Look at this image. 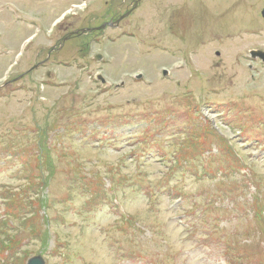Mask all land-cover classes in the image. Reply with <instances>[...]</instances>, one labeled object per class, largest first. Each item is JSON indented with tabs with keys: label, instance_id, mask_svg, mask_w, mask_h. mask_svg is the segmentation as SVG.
I'll return each instance as SVG.
<instances>
[{
	"label": "rangeland",
	"instance_id": "obj_1",
	"mask_svg": "<svg viewBox=\"0 0 264 264\" xmlns=\"http://www.w3.org/2000/svg\"><path fill=\"white\" fill-rule=\"evenodd\" d=\"M133 7L0 0V264H264V0Z\"/></svg>",
	"mask_w": 264,
	"mask_h": 264
},
{
	"label": "water",
	"instance_id": "obj_2",
	"mask_svg": "<svg viewBox=\"0 0 264 264\" xmlns=\"http://www.w3.org/2000/svg\"><path fill=\"white\" fill-rule=\"evenodd\" d=\"M262 17L264 18V10L262 11ZM252 57L254 59L261 58L264 61V55H261L259 53H256V54L253 53ZM101 58H102L101 56H97L96 60L99 61V60H101ZM27 264H45V261L43 260L42 257L39 256V257H34V258L30 259Z\"/></svg>",
	"mask_w": 264,
	"mask_h": 264
},
{
	"label": "flooded vegetation",
	"instance_id": "obj_3",
	"mask_svg": "<svg viewBox=\"0 0 264 264\" xmlns=\"http://www.w3.org/2000/svg\"><path fill=\"white\" fill-rule=\"evenodd\" d=\"M132 1V0H131ZM134 1V0H133ZM56 49L54 48L52 51H51V53H53L54 51H55Z\"/></svg>",
	"mask_w": 264,
	"mask_h": 264
},
{
	"label": "trees",
	"instance_id": "obj_4",
	"mask_svg": "<svg viewBox=\"0 0 264 264\" xmlns=\"http://www.w3.org/2000/svg\"><path fill=\"white\" fill-rule=\"evenodd\" d=\"M39 161H41V158H39Z\"/></svg>",
	"mask_w": 264,
	"mask_h": 264
}]
</instances>
